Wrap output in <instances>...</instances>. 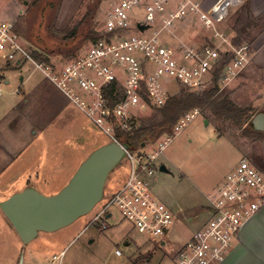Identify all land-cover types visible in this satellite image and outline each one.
<instances>
[{"label":"rangeland","instance_id":"obj_1","mask_svg":"<svg viewBox=\"0 0 264 264\" xmlns=\"http://www.w3.org/2000/svg\"><path fill=\"white\" fill-rule=\"evenodd\" d=\"M241 1L230 8L229 16L219 27L222 32H227L231 38L235 36L233 27L245 5L249 6L253 16L263 19L248 28L251 37H254L251 46L248 44L251 37H247V42L243 44L251 47L250 64L230 86L223 90L220 88L219 92L228 95L239 107L250 108L251 114L242 128H232L216 122L210 114L200 110V114L178 134L173 128L158 139L159 143L166 142L167 136L173 138L158 159L159 167L153 183L156 197L176 215V224L169 239L165 240L167 245L163 246L161 240L140 234L116 209L113 212L117 221L109 220L106 230L99 231L98 225L86 229L102 203L72 226L53 234L42 233L37 241L24 245L0 207V264H21V257L32 247L38 249L39 253L44 250L47 255H60L71 242L56 264H126L129 257H133L129 264H140L148 256L152 261L144 264H176L174 259L181 240L193 236L211 217L207 209L208 194L229 177L238 162L247 158L264 171V133L256 132L251 124L255 116L264 112V3L260 2L254 7L253 0ZM118 2L121 0H0V20L16 23L24 47L31 56L40 62L62 67L89 47L91 41L87 38L92 31H103L112 6ZM144 16L143 11H139V17ZM45 26L51 36L58 40H64L79 27L75 37L66 39L68 44H75L77 48L60 54L56 51L51 54L42 52L29 38L32 35L35 42L45 43L42 34ZM128 33H139L136 24L129 28ZM175 35L196 47L217 41L214 33L197 18L179 23ZM165 39L172 44L178 43L171 35ZM56 48L62 50L59 45ZM36 54L41 55L42 59L37 58ZM15 63L9 67L10 64L0 58V88L5 91L0 100L5 104L17 103L22 121L26 119L24 124L27 126L33 120L40 134L23 152L20 161L8 162L13 166L4 170L8 163L0 159L3 168V172L0 171V203L29 185L47 196L59 193L69 183L77 166L95 149L111 141L73 101L56 87L53 88L55 85L32 63L23 59L20 68L14 66ZM30 74L31 82L22 84L21 78L27 79ZM6 81H10V84H6ZM31 86L38 89L34 96L28 94ZM19 87L23 88L24 94L17 93ZM180 90L174 85L169 87V91L175 95L180 94ZM156 115L155 108H151L140 113L136 121L140 125L148 123ZM48 123L51 125L49 133L44 130ZM218 125L222 127L221 133ZM153 145L150 147L154 149ZM162 165L170 173L161 172ZM129 174L130 165L124 161L111 173L105 197L117 192ZM90 238H94L96 244H89ZM127 241L131 243L130 246L125 245ZM117 248L122 251L123 257L115 255ZM131 251L134 252L133 256H130Z\"/></svg>","mask_w":264,"mask_h":264},{"label":"built area","instance_id":"obj_2","mask_svg":"<svg viewBox=\"0 0 264 264\" xmlns=\"http://www.w3.org/2000/svg\"><path fill=\"white\" fill-rule=\"evenodd\" d=\"M241 2L218 0L205 8L200 0H121L112 6L102 38L91 42L62 67L31 56L16 23L0 20V58L9 64L23 59L32 63L111 140L120 142L116 130L130 131L140 113L163 107L175 95L169 91L172 85L200 93L213 84L218 69L221 90L239 77L251 62V47L234 45L219 27L229 16L230 8ZM139 11L145 16L140 18ZM191 18H197L213 32L217 41L196 47L178 39L176 26ZM134 24L147 29L129 34ZM170 35L177 44L166 41ZM224 53L230 55V61L223 66ZM113 85L117 90L112 99L109 91ZM3 95L0 89V97ZM199 114L200 109L186 114L173 131L178 134ZM167 137L166 142L154 143V149L151 144L135 153L126 150L125 161L130 165L127 181L105 197L86 229L98 225L106 230L116 209L140 234L161 240L166 246L176 215L156 197L153 183L158 159L173 139ZM208 201L210 219L181 244L175 255L176 264L224 263L240 232L264 207V172L247 158L241 159ZM116 255L122 256V251L117 249Z\"/></svg>","mask_w":264,"mask_h":264},{"label":"water","instance_id":"obj_3","mask_svg":"<svg viewBox=\"0 0 264 264\" xmlns=\"http://www.w3.org/2000/svg\"><path fill=\"white\" fill-rule=\"evenodd\" d=\"M138 29L143 32L147 27L139 25ZM42 30L45 43L35 42L32 35L29 38L42 52L51 54L56 51L60 54L77 48L66 40L53 38L48 27ZM57 45L62 50L59 51ZM251 124L256 132L264 133V112L255 116ZM128 149L127 144L114 140L98 147L82 162L69 183L53 196L44 195L29 185L3 200L1 210L24 245L33 243L42 233H56L90 215L105 199L107 181L111 173L126 160ZM160 171L170 173L165 165L160 167ZM21 264H24V256L21 257Z\"/></svg>","mask_w":264,"mask_h":264},{"label":"trees","instance_id":"obj_4","mask_svg":"<svg viewBox=\"0 0 264 264\" xmlns=\"http://www.w3.org/2000/svg\"><path fill=\"white\" fill-rule=\"evenodd\" d=\"M262 19L263 17L261 16H253L249 6H243L233 27L235 36L232 38V43L240 46L247 42L246 38L252 36L248 28L260 23ZM78 29L79 27L75 28L64 37V40L75 37ZM102 36V33L92 31L87 39L95 42ZM252 40H254V37L249 40V45L251 44L250 42H253ZM36 56L42 59L41 55L36 54ZM222 56L221 64L224 66L230 61V55L224 53ZM220 72L221 69L216 70L212 86L205 91L195 93L189 92L187 89H181L180 94L172 95L163 107L155 108L158 115L153 117L148 123L140 125L136 120H133L130 131L116 130V138L121 143L127 144L131 152H138L144 147L156 143L162 135L171 132L186 113L195 109H200L203 113L210 114L216 122L230 125L232 128H242L245 120L251 114V109L239 107L228 95L219 92ZM116 90L115 85H113L109 91L112 99L114 98L113 92ZM217 128L221 133L222 127L218 125ZM257 135H260V133H257Z\"/></svg>","mask_w":264,"mask_h":264},{"label":"crops","instance_id":"obj_5","mask_svg":"<svg viewBox=\"0 0 264 264\" xmlns=\"http://www.w3.org/2000/svg\"><path fill=\"white\" fill-rule=\"evenodd\" d=\"M200 1L203 2L206 8H209L212 5H214L218 0H200ZM260 2L264 3V0H253L254 7H256V5H258V3ZM11 64L13 63H10L9 67L13 66ZM14 66L20 68L22 67V62L20 61L16 62ZM30 78H31V74L29 75V77H27V79L25 77H22L21 83L25 84L26 82H31ZM6 84H10V81H6ZM54 87L56 86H53V88ZM0 89L4 91L2 88ZM22 89L23 88L21 87L16 89V91H20L17 93L24 94ZM37 90H38L37 87L31 86L28 90L29 91L28 94L30 96L31 95L34 96L36 92L38 93ZM2 110H4V112H2ZM0 112H1L0 159L7 161V163L12 161L18 162L23 158L24 155L23 152L33 143V139L37 138V136L40 134V131L38 127L34 124L33 120L29 124H27V126L26 124H24L26 119L23 117L25 121H22V113H20L19 107H17V103L12 104V102H8V104H5L2 100H0ZM50 127L51 125L50 123H48L47 125L44 126V130L45 129L48 130L49 133ZM32 131L34 132L32 133ZM10 166H13V164L8 163L7 167L4 170L9 168ZM78 168L79 167L77 166L73 175L75 174ZM0 171L3 172V168ZM211 193H209L208 196ZM111 220L115 222L117 221L115 220V215L114 218ZM99 231H101L100 226H99ZM81 235L82 233L79 235V237ZM190 238L181 240L178 249L180 248L183 242H186ZM90 239L92 240L89 242V244H96V240L94 238H90ZM70 244H72V242ZM70 244L68 245V247H66L61 251L60 255L57 254L50 255V253L49 255H47V252L44 250L41 253H39L40 251L38 249H35L34 247L29 248V250L24 255V264H56V260H58L59 256H62L64 254L65 250H67V248L70 247ZM125 245L130 246L131 243L127 241ZM116 250H115V255H116ZM133 255L134 252L131 251L130 256ZM116 256L123 257L124 255L122 253V256H118V255ZM129 259L131 260L133 259V257H129ZM130 260H127L126 264H129ZM151 261L152 258L148 256V258H145L144 261L140 262V264H144L145 262L151 263ZM150 263H146V264H150ZM223 264H264V207L262 208L260 213L254 219H252L240 232L238 240L235 242L231 252L229 253L228 257L226 258Z\"/></svg>","mask_w":264,"mask_h":264}]
</instances>
